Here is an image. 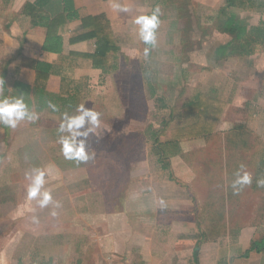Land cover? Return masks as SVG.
<instances>
[{"label": "crops", "instance_id": "0c3cea01", "mask_svg": "<svg viewBox=\"0 0 264 264\" xmlns=\"http://www.w3.org/2000/svg\"><path fill=\"white\" fill-rule=\"evenodd\" d=\"M196 1L199 14H216L214 24L218 26L217 15L221 7L227 6L226 0H216L215 5L214 0ZM72 2L77 16L58 31L52 27L48 38L45 23L64 11L63 0H0V99L22 97L37 117L20 121L14 129L0 124V144L22 136L23 147L30 145L28 149L34 150L41 142L58 141L64 113L78 114L76 110L82 104L94 110L95 104L108 110L115 108L114 114L125 116L131 108L128 95L135 93L141 98L145 94V78H152L149 91L156 109L166 110L167 116L163 112L164 118L157 121L158 129L145 133L151 153L145 164L135 162L131 184L124 186V193L113 197L115 201L87 203L86 215L101 223V230L87 221L82 225L86 216L82 212V216L71 218V228L64 229L62 220L55 227L56 238L71 234L79 239L67 250L65 242L58 241L59 251H68L90 264H125V258L141 264H264V248L251 250L253 241L264 238V214L257 220L249 207H237V201H253L250 192L260 191L262 199L257 201H264V186L253 182L256 155L264 149V39L252 43L250 54L242 55L231 46L217 54L221 45L235 43L233 36L218 26L220 37L218 33V43L210 55L218 66L216 80L203 82L201 76L193 87L195 71L191 67L196 53L170 48L165 59L157 56L159 41L163 39L157 38L153 46L145 45L139 38L135 18L150 14L160 6L159 1ZM27 3L43 15L41 22L32 23L25 11ZM113 3L128 11L114 10ZM173 6L177 13L181 6ZM230 10L247 30L251 26L264 27V0H247L244 9ZM100 14L110 23L117 50L109 51L107 59L96 65L86 55L95 52L96 38L78 40L75 35L83 18ZM196 24L206 29L201 22ZM134 32L137 37L129 49L127 37ZM204 42L200 55L209 53L207 41ZM155 77L166 78L163 90L168 96L159 91ZM132 78L136 80L135 88L131 86ZM182 79L186 82L181 83ZM188 80L190 86L182 87ZM113 93L119 95L118 108L109 100ZM201 94L215 100L205 116L197 107ZM0 149L2 160L6 152L1 145ZM33 152L40 155L36 149ZM15 156L16 153L12 158ZM52 157L58 169H63L61 147ZM241 165L251 174L252 183L234 189L233 181ZM94 205L102 207V212H92L90 207Z\"/></svg>", "mask_w": 264, "mask_h": 264}, {"label": "rangeland", "instance_id": "374dc122", "mask_svg": "<svg viewBox=\"0 0 264 264\" xmlns=\"http://www.w3.org/2000/svg\"><path fill=\"white\" fill-rule=\"evenodd\" d=\"M157 1L160 2L161 10L157 38L163 39L164 42L159 41L157 56L166 59L170 54V48H174L175 51H178L179 47L186 51L192 50L191 52L196 53L192 58L195 61L191 67L195 71L192 86L199 82L201 76L203 82L216 80L217 62L210 58L219 40L217 38L220 32L219 25L214 24L216 14L212 11H209L207 15L199 14L196 9L198 5L196 0ZM215 2L216 0L213 1L214 5ZM173 5L181 6L177 13ZM197 21L204 24L206 29L198 28ZM136 37V32L127 37L129 49L133 46L135 42L133 40ZM204 41H207L209 51L206 53L209 57L206 56V58H204L206 54L199 53L200 47L205 44ZM166 65L167 62L164 66ZM116 80L115 84L118 85L119 79L116 78ZM151 80L152 78L144 79L143 97L139 98V94L136 97L135 93L126 94L130 97L131 108L125 112V116L114 114L115 108L108 110L105 106L101 108L100 104H95V110H93L101 114L100 124L93 129L86 143V151L91 157L87 162L71 161L72 164H70L68 163L70 160L64 158L67 163L62 161L63 169L59 170L52 157V154L61 147L58 141L38 144L40 147L34 150L40 153L39 156L34 155V150H31L33 147L28 149L30 145L23 147L22 136H16V140H8L0 144L6 152L5 158L0 160V264H90L88 261L86 263L79 261L77 255L69 254L68 251L61 253L57 246L58 241L65 242V247L67 246L65 250H67L70 245L72 247L77 244L79 238L66 234L63 236L64 239H57L54 230L62 220L65 222L61 223L64 229L73 227L71 218L76 214L82 216L81 212L86 215L87 203L115 201L117 195L124 193V186L129 187L131 184L135 162L140 165L145 164L147 154L151 153L149 137L145 133H149L154 127L158 129V119L163 117V112L165 115L167 113L166 110L156 109V101L149 91ZM156 80L159 82L157 85L159 91H163L164 97L168 96L163 90L166 88V78L155 77L154 81ZM135 82L136 80L132 78L133 88L136 86ZM184 82L186 80L182 79L181 83ZM189 83L188 80L182 87H189ZM111 95L112 99L109 100L114 107L118 108L119 95L117 93ZM136 120L138 125H135ZM26 144L29 142L27 141ZM15 153L17 156L12 158ZM33 169H40L45 173V183L41 191L49 192L52 197V201L43 208L39 207V197L28 198L27 188L30 181L27 174H30ZM249 169L251 170V166ZM259 192L256 191L254 194L250 192L253 201H237V207L241 209L249 207L250 212L255 211L257 220H261L264 214V201H257L262 199ZM95 198L97 200H94ZM229 202L235 203V201ZM57 203L59 207H56ZM91 207L92 212L99 213L102 210V207L95 205ZM53 211L56 212L55 216L52 215ZM83 220L82 225H85L87 221L88 225H94L97 227L96 230H101L99 227L101 223H96L93 216L86 215ZM242 222L240 224H244ZM77 230H80V227ZM130 262L137 263L131 260Z\"/></svg>", "mask_w": 264, "mask_h": 264}, {"label": "clouds", "instance_id": "9594fccd", "mask_svg": "<svg viewBox=\"0 0 264 264\" xmlns=\"http://www.w3.org/2000/svg\"><path fill=\"white\" fill-rule=\"evenodd\" d=\"M112 7L116 11L127 12L128 9L119 3H113ZM160 8H154L150 14L139 15L135 18L134 23L138 26V35L140 40L145 45H155L157 41V29L160 24ZM149 48L144 49V54L147 55ZM55 110L54 105H50ZM75 115L64 113L62 122L59 125L58 143L61 145V152L65 159L76 161L77 163L87 162L91 157L86 151L87 138L92 134L93 129L100 124V113L91 108H86L85 105H80L77 108ZM36 114L28 108L22 97L3 98L0 99V124L10 128H16L18 123L23 120H35ZM66 133V134H65ZM30 181L27 194L29 199L39 197V207H46L51 201V194L47 191H41L45 183V173L40 169H33L30 174H27ZM252 183V176L244 170L241 165L236 172V179L233 181V188L237 185L242 189ZM258 186H264V179L257 181ZM60 205L57 203L56 207ZM55 216L56 212L53 211Z\"/></svg>", "mask_w": 264, "mask_h": 264}, {"label": "trees", "instance_id": "16d2710c", "mask_svg": "<svg viewBox=\"0 0 264 264\" xmlns=\"http://www.w3.org/2000/svg\"><path fill=\"white\" fill-rule=\"evenodd\" d=\"M64 2V11L52 17L49 22L45 23L48 27V38L50 36V29L54 26L57 31L63 27V25L72 18L77 16L76 10L73 6L72 0H63ZM227 6L221 7L217 15V22L219 27L223 32H226L233 36V45H221L216 53L223 54L226 49L231 46L233 49L237 50L240 54H250L253 52L252 43H256V39H264V27L262 25L251 26L247 30L245 25L240 23V18L237 14H234L230 8H241L244 9L247 5V0H226ZM25 11L28 15L31 16L32 23L41 22L43 15H39V10L37 12L36 8L29 3L25 6ZM46 17L45 19H47ZM78 40H85L89 38H96V50L92 54H86L89 58L92 59L94 64L100 65L101 61L106 60L109 51L116 52V47L113 40V30L110 26L109 21L105 15L100 14L94 17H85L82 19V25L80 30L75 35ZM251 37V42L249 38ZM74 39V38H73ZM76 39V38H75ZM215 100L211 97H208L204 94H201L198 97V112L205 116L208 113V107ZM196 104H193V106ZM194 128V127H193ZM259 152L256 160V171L253 175V182L256 186L257 181L264 179V149ZM264 248V238L253 241L251 250L260 251Z\"/></svg>", "mask_w": 264, "mask_h": 264}, {"label": "built area", "instance_id": "2783aa9c", "mask_svg": "<svg viewBox=\"0 0 264 264\" xmlns=\"http://www.w3.org/2000/svg\"><path fill=\"white\" fill-rule=\"evenodd\" d=\"M124 262H125V264H132L129 259L127 260V258L124 260ZM134 264H141V263H134Z\"/></svg>", "mask_w": 264, "mask_h": 264}]
</instances>
